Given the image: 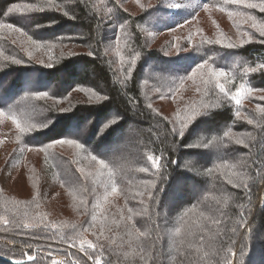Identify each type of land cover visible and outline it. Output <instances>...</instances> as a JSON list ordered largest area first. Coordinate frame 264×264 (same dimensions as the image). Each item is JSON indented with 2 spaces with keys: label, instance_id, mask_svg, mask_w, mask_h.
I'll use <instances>...</instances> for the list:
<instances>
[{
  "label": "trees",
  "instance_id": "trees-1",
  "mask_svg": "<svg viewBox=\"0 0 264 264\" xmlns=\"http://www.w3.org/2000/svg\"><path fill=\"white\" fill-rule=\"evenodd\" d=\"M130 1L137 0H55L59 7L54 8L48 0H0V25L19 27L43 51L38 55L37 49L26 53L16 48L3 31L6 27H0V47L24 62L2 63L1 58L0 111L10 118L16 113L25 129L12 124L0 131L8 141L7 150L0 152V217L9 221L5 226L0 220V264L17 259L22 264H51L53 259L64 264L66 257L93 264L90 256L101 264H185L186 253L196 264H224L225 256L233 264H257L264 258V114L257 110V105L264 107V70L245 72L264 64V37L253 35L244 44L229 37L216 43L199 35L197 40L188 30L186 42L172 55L173 50L152 47L147 34L178 32L195 18H187L179 5L174 11L161 8L163 16L157 6L134 13L125 6ZM198 1L203 6L224 2ZM16 4L44 10L9 12ZM251 10L238 12L264 24V12ZM238 20L239 32L247 34ZM78 48L84 52L77 54ZM201 64L205 68L189 79ZM208 66L229 73L222 82L232 92L240 84L256 89L242 100L239 117L235 103L214 81L202 83L201 75L208 79ZM26 77L37 80L27 85ZM192 106L201 115L180 138L173 132V127L180 128L177 116ZM114 116L120 117L118 123L104 129ZM200 127L204 129L198 131ZM62 138L76 139L83 148L61 150L54 141ZM237 139L244 144L235 143ZM201 141L209 147H190ZM118 143L122 146L115 150ZM85 154L105 159L112 179L108 169L89 175L82 164ZM148 155L163 157L159 173ZM16 156L22 160L10 177ZM193 164L197 170L188 171ZM140 167L150 171L142 173ZM45 168L54 181L46 180ZM3 175L12 180L5 184ZM229 179L249 188L234 187ZM113 181L118 191L109 194ZM176 181L193 185L192 195L181 203L178 192L171 195L172 187L179 190ZM53 224L59 227L53 229ZM77 232L97 244L95 251H81L78 239L76 247L69 246L68 238ZM229 247L235 257L227 253ZM254 248L261 251L256 257Z\"/></svg>",
  "mask_w": 264,
  "mask_h": 264
},
{
  "label": "rangeland",
  "instance_id": "rangeland-1",
  "mask_svg": "<svg viewBox=\"0 0 264 264\" xmlns=\"http://www.w3.org/2000/svg\"><path fill=\"white\" fill-rule=\"evenodd\" d=\"M116 1V0H114ZM159 0H145L143 2V0H137L136 3L135 1L132 2H127V4L125 6H127L126 8H132V11H134V13H142L143 10L145 8H152L154 6H157V8L160 9L159 15H162L164 13H166L165 10L162 9H170L171 11H174L175 9H177L178 7H181L185 13H187V18L190 17H194L195 21H192L190 23V25L188 27H184L183 30H179L178 32H173L170 34H166V35H152L150 33L147 34V38L150 39L151 42H153V46L152 47H163V49L165 51H172V55H177V50L180 46V44H182L184 41L186 42V39L188 38V30L190 31V33H192L193 36H196V39H198V35L201 38V40L205 39V38H209L210 40H220L221 42L226 40L228 37L232 38L234 40L235 43L237 44H244L246 42H252V38L249 39V34H251V37L257 36L260 37L259 35V31L255 28L252 27V21L248 19V16L250 15V13L246 15H241V16H229L227 14V11H233V12H237L240 10V8H245L242 5H234L230 3V0H224V2H220V3H216L213 4L212 6H208L207 10L205 9V7L203 5L200 4V2L198 0H160L162 2H158ZM161 4V5H160ZM162 8V9H161ZM225 9L226 11H221L220 9ZM248 9V8H247ZM251 11H254V9H252ZM252 13V12H251ZM163 16V15H162ZM238 17L241 18V26L248 28V33L247 34H242L239 32V25L236 26V23L240 20H238ZM253 17V16H252ZM242 18L247 19V20H242ZM197 19V20H196ZM256 23L259 24H263L260 23L257 19H256ZM240 24V22L238 23ZM3 31H5V35L9 37V39L11 40L10 42H12V44L16 47V48H21L23 50H25L26 53L29 52L30 49H37V51L35 52L38 55H42L43 51L40 48H37L36 45L34 43H32V41L29 39V37H27L26 34H24L21 31H13L10 30L8 28H4ZM176 31V30H175ZM229 32L230 36H227L226 33ZM9 45L11 46V44L9 43ZM18 46V47H17ZM12 47V46H11ZM9 52V55H8ZM77 54L83 53L84 51L81 49H76ZM16 54V52L12 53L11 49L8 51V49L6 47L3 48V46L0 47V64H1V58L2 59V63L7 62V61H14L17 60L16 56H14ZM37 55V56H38ZM3 56V57H2ZM38 59V58H36ZM21 61V60H20ZM21 65L24 64V62L21 61V63H19ZM48 67V66H46ZM37 78H28L26 77V81L28 82L27 85L29 83L32 82H36ZM1 95V94H0ZM1 97V96H0ZM1 100V98H0ZM135 111L139 112V108H136ZM18 113V112H17ZM16 113L13 115V117H15ZM12 117H6L5 115L3 117H0V131L3 129H9L12 127L13 122L11 121ZM152 125V123H151ZM155 126V125H153ZM202 127H200V129H198V131H201ZM130 135L127 134L126 135V139H130ZM6 139V137H2L0 135V152L7 150V144L8 141L4 140ZM10 143V141H9ZM55 146H57L58 148H61V150L67 151V150H72V149H76L72 146H69L67 144L64 145H60V144H56ZM122 145H120L119 143L115 145V150L118 148H121ZM12 148V147H11ZM123 148V147H122ZM77 150V149H76ZM120 150V149H119ZM18 154V153H17ZM39 155H41V153H38ZM261 155V153H260ZM36 156H33V158ZM84 159L82 160V164L84 166V168L87 169V173L90 175H97L98 171H99V165L96 164L94 161L91 160V157L87 154L82 156ZM208 157H210L208 155ZM22 160V156L18 157L16 156L15 158H13L12 160V165L15 163V166L10 165V169H8V173L9 176L11 177L12 175H10V173H12V171H15L19 168V166H17V164L19 163V161ZM35 160V159H34ZM12 166V167H11ZM47 170L46 168L43 169V173L44 176L46 177V180L48 179V181H54L53 177L50 176V173H46ZM5 174H7V171H5ZM6 175H3V182H5V184H8V181L12 180L11 178L9 180L5 179ZM48 177V178H47ZM1 178V181H2ZM55 178V177H54ZM195 178L197 179L198 177L195 176ZM26 185L25 180L23 181L22 185ZM175 187H177L179 190L176 191L173 189H171V195L175 196L176 193L178 192V199L180 201V203L182 201L185 200V198H188L192 195L193 193V185L190 187H187L185 185V183H178L176 181V183H174ZM180 196V197H179ZM179 203V204H180ZM256 233H254V235L256 236V238H259L260 240V234H259V229L258 227H256ZM2 240V239H1ZM0 240V241H1ZM260 249L254 248V252H253V256L256 257V255L260 254ZM58 260H62L61 257H57ZM257 264H264V258H261L258 260Z\"/></svg>",
  "mask_w": 264,
  "mask_h": 264
},
{
  "label": "snow or ice",
  "instance_id": "snow-or-ice-1",
  "mask_svg": "<svg viewBox=\"0 0 264 264\" xmlns=\"http://www.w3.org/2000/svg\"><path fill=\"white\" fill-rule=\"evenodd\" d=\"M48 3H49V5H51L54 8H58L59 7V5L55 3V0H48ZM230 3L234 4V5H242L243 7L248 8V9H257L258 8L261 12H264V0H258V2H257V0H230ZM204 7L207 10L208 5L205 3ZM43 10H44L43 7L35 5V4H24V5L16 4V5H13V7L10 8L8 11L9 12H13V11H15V12H21V11L32 12V11H43ZM220 10L221 11H226L225 9H222V8ZM67 14L68 13L65 12V15H67ZM227 14L230 17L231 16L245 15L244 13H241V12H238V11L237 12L227 11ZM248 19L252 21V27L259 31V35L264 37V24H259L258 25L256 23L255 17H252V16H248ZM0 27H6V28H8L10 30H13V31H21V29L19 27H16V26H14L11 23L0 25ZM37 27H39V25H37ZM122 27L123 26H121V28ZM251 38L252 37L250 36L249 39H251ZM29 39L31 40V37ZM32 43H36V42L33 40ZM209 43H210V41H209ZM216 43H221V41L217 40ZM227 46L228 47H233V45H231V44H229ZM37 47H40V45H37ZM89 55H92V53H89ZM13 62L17 63V64L21 63L20 60H14ZM48 67H51V65L49 64ZM204 68H205L204 64L199 65L197 70L192 73V75L189 77V79H193L198 73L201 72V69H204ZM259 70H264V64H259V65H256L255 67L247 68V69H245V72L246 73H255V72L259 71ZM207 76H208V79H204L203 75H201L202 83L204 85H208V84H210V83H212L214 81L215 82L214 83L215 88L218 89L219 92L223 96L228 97L231 101H233L235 103V105L237 106V111L235 113V116L239 117L240 116L239 106L241 105L242 100L245 99L247 96H250L251 93L253 91H255L256 89H253L251 87H246L244 84H240L239 87L234 92L226 89L224 83L222 82V80L229 79L230 78L229 77V73H227V72H225L223 70H218V69L212 68L211 66L207 67ZM197 91L199 92L200 89L197 88ZM38 95L45 96L47 94L46 93H40ZM106 98L107 97H99V96H97V99H106ZM261 99H264V96H262ZM149 107H151V105H149ZM257 110L261 114H264V107H262L260 105H257ZM4 115H5V113L3 111H0V117H3ZM199 115H201V113L198 111L197 107H195V106H192L190 111L186 109L185 110V114L183 116L178 114L177 118L181 121L180 128L176 129L175 127H173V132L176 135H178L180 138H183L185 136L187 130L196 121V118ZM119 119H120L119 116H114V117L110 118L109 120H107L104 123L103 128L107 129L109 127H112V126L116 125L118 123ZM12 122H13V124L16 125L17 129H19L21 132L25 131V129L21 128L20 124L17 122L15 117H12ZM248 123L251 124V123H253V121L249 119ZM42 126L43 127H47V124H44ZM225 136L228 137V138H231V132H226ZM54 143L55 144H60V145L67 144V145L72 146V147H74L76 149H82L83 148V144L82 143L78 142L76 139H71V138H67V139L62 138V139L54 141ZM235 143L243 145L244 141L241 140V139H237L235 141ZM51 146L52 145H49V147H51ZM190 147H192V148H208L209 144L205 143L203 141H201L199 143L194 142V143H192L190 145ZM162 159H163L162 156L161 157H157L155 155H148L147 156V161L150 163L151 167L153 169H155L156 173H159L162 170V168L164 167V165H162V163H161ZM91 160L99 165V171L97 173L98 176L99 175H103V170L104 169H108L109 179L110 180L112 179V177H113L112 170L109 168L108 164L105 162V159L100 158V157H98L95 154H92L91 155ZM176 163H179V162H176ZM221 167L228 168L229 165L224 164ZM232 167H235V165H232ZM196 170L197 169H196L195 164H193L190 168H188V171L195 172ZM139 171L142 172V173H147V172L150 171V169L148 167H140ZM228 183L233 184L234 187H241L242 186L244 189H248L249 188V185L247 183H243L242 185L241 184H235V183H233V181L231 179L228 180ZM154 186H155V184L153 182V187ZM117 191H118V188H117L115 182L113 181L112 185H111V193H109V194H115ZM137 195H142V193H137ZM152 198L153 197L149 193V199H152ZM105 199H107V195L105 196ZM142 202L143 201H141V203ZM81 203H84V201H81ZM131 212H132V209L129 208L130 215L128 216V220L132 219ZM244 216H245V212L242 210L240 212L239 223H241V224L245 223ZM0 220L3 221L5 226L9 223V221L4 219L3 217H0ZM220 222L221 221H219V220H214L213 221V223H217V224L220 223ZM24 226L28 227L29 225L25 224ZM63 226L67 227V225H63ZM51 227L53 229H55V228H57L59 226L53 224V225H51ZM71 227L75 228L76 226L72 225ZM196 227H199L198 223L196 224ZM84 231H87V229H85ZM232 231L235 232L236 229L233 228ZM101 235H102V233H101ZM129 235H132V233H129ZM77 239L79 241V249L81 251H85L86 252L88 249H92L93 251H95V249L97 247V244L95 242H93V241L84 239L83 238V232H77L75 236H70L68 238V241H67L69 243V246L70 247H76L77 246L76 245V240ZM202 239H203V237H201V240ZM140 247H141V251L143 252L145 250V246L143 245V243H141ZM147 251L150 253L152 251V249L149 247V248H147ZM226 251H227V253H230L232 257H235L236 253L231 247L227 248ZM25 255L27 256V259L29 261L35 260L34 256H32L30 254H27V253H25ZM205 256H207V253H205ZM142 258H145V257L142 256ZM151 258L152 257H147L145 259H151ZM89 259L93 260V264H101V259H99V258L90 256ZM15 264H22V262H21V260L17 259L15 261ZM51 264H61V262L53 259L51 261ZM64 264H78V261H75L71 257H66V261L64 262ZM185 264H196V262L191 259V254L190 253H186L185 254ZM224 264H233V262H232L231 259H229L227 256H225Z\"/></svg>",
  "mask_w": 264,
  "mask_h": 264
}]
</instances>
